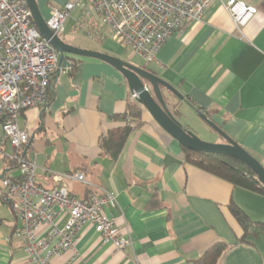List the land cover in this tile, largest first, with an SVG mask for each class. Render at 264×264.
<instances>
[{"label":"crops","instance_id":"obj_1","mask_svg":"<svg viewBox=\"0 0 264 264\" xmlns=\"http://www.w3.org/2000/svg\"><path fill=\"white\" fill-rule=\"evenodd\" d=\"M35 1L46 21L51 7L72 0ZM228 1L215 0L199 24H186L172 34L149 64L111 36L84 35L95 46L79 41L73 47L114 56L166 81L186 99L180 102L187 111L183 127L202 131L194 122L195 110L209 114L264 167V0H235L257 10L240 29L224 9ZM74 27L71 23L76 33ZM70 60L76 61L74 69H62L51 79L49 103L27 109L18 119L31 141L24 157L35 163L36 182L46 189L63 185L79 199L114 192L116 204L107 213L130 245L117 251L85 226L74 250L53 263L193 264L222 242L228 248L218 264H264V236L238 242L242 230L228 209L233 202L251 221L264 223V197L186 163L180 146L132 100L125 79L110 65L90 58ZM134 104L141 112L138 119L128 115ZM127 127L130 132L113 160L102 141H116ZM208 131V137L216 134ZM6 145H0L2 173L18 178L17 167L3 161L13 152ZM76 174L83 182L71 178ZM55 175L70 178L56 183ZM2 207L0 264H25L13 237L18 224L9 208Z\"/></svg>","mask_w":264,"mask_h":264},{"label":"built area","instance_id":"obj_2","mask_svg":"<svg viewBox=\"0 0 264 264\" xmlns=\"http://www.w3.org/2000/svg\"><path fill=\"white\" fill-rule=\"evenodd\" d=\"M215 0H75L51 7L47 27L57 36L77 9L75 31L89 38L111 37L147 64L172 34L184 25H197ZM237 29L257 13L254 7L229 0L224 5ZM25 0H0V145L8 144V157L16 162L18 178L0 179V204L9 208L18 226L13 237L19 242L25 264H54L53 259L73 251L79 234L91 226L115 250L123 251L130 238L109 217L116 204L114 192H99L86 199L71 195L63 185L46 189L36 182L35 163L21 154L29 134L18 126L20 115L47 105L50 81L62 69L57 52L32 25ZM70 69V68H65ZM136 96L132 95L135 101ZM67 175H55L56 183ZM74 180L83 182L76 174Z\"/></svg>","mask_w":264,"mask_h":264},{"label":"water","instance_id":"obj_3","mask_svg":"<svg viewBox=\"0 0 264 264\" xmlns=\"http://www.w3.org/2000/svg\"><path fill=\"white\" fill-rule=\"evenodd\" d=\"M32 23L40 34L59 56V67L70 68V57L90 58L110 65L125 79L128 90L135 95V102L145 109L154 122L182 148L211 155H224L238 160L248 167L264 185V167L256 158L236 144L226 133L201 111L195 110L196 118L206 127L216 133L224 143L214 144L200 140L192 131L183 127L177 120L178 111H170L165 104L163 91L169 92L176 99L186 102V99L169 83L157 77L145 68L134 66L114 56L91 50L79 49L64 43L46 25L35 0H25ZM28 142L23 157L29 148ZM4 173L0 174L2 179Z\"/></svg>","mask_w":264,"mask_h":264},{"label":"trees","instance_id":"obj_4","mask_svg":"<svg viewBox=\"0 0 264 264\" xmlns=\"http://www.w3.org/2000/svg\"><path fill=\"white\" fill-rule=\"evenodd\" d=\"M32 23V22H31ZM33 25V23H32ZM71 63L69 71L75 67L76 61L69 60ZM51 100V81L48 88L47 104ZM205 114V113H204ZM128 115L133 118H140L141 112L137 105L129 106ZM209 119V114H205ZM208 128V127H207ZM209 129V128H208ZM211 131V129H209ZM130 132L127 127L120 134L116 141L104 139L102 147L108 152L109 156L114 160L120 152L125 138ZM23 147L22 151L24 150ZM184 161L216 178H219L234 187L258 194L264 197V185H262L255 174L244 164L233 158L224 155H211L200 152L186 150L180 146ZM22 154V153H21ZM27 159V157H24ZM6 166L17 167L16 162L3 158ZM95 194V193H93ZM88 198V197H87ZM229 212L236 220L242 230V235L238 242L248 244L249 238H258L264 236V223L251 221L246 214L240 210L233 202L228 206ZM228 246L225 243L218 242L206 250L202 256L193 262V264H218L219 259L226 251Z\"/></svg>","mask_w":264,"mask_h":264},{"label":"rangeland","instance_id":"obj_5","mask_svg":"<svg viewBox=\"0 0 264 264\" xmlns=\"http://www.w3.org/2000/svg\"><path fill=\"white\" fill-rule=\"evenodd\" d=\"M73 1H75V0H72L71 2H73ZM79 17H80V13H79V11L77 9H75L71 13V17L67 21V25H66L67 29H66L65 33L60 35L59 37L62 40H64L66 43L70 44V46L72 45V47L78 45L79 41L85 42L86 44H88L87 45L88 47L89 46L90 47L91 46L94 47L95 46L93 44L94 40L92 42H89L88 40H86L87 38L84 36V34L79 33V32L74 33L73 31H71L73 29V27H72V29L70 28L71 23L75 26V20H78ZM102 33L106 34V35H104V37L105 36L106 37H110L111 36L109 31L105 27L102 28ZM164 97H165L164 98L165 104L168 107V109L170 111L171 110L172 111H174V110L178 111L177 120L181 123V125L183 123H186L184 118H186L185 116L187 115V113H186L187 111H186L185 107L182 104H180L181 101L176 99L174 96H172L171 94H169L167 92L164 95ZM19 120H20V118H19ZM194 122L196 123L197 128L201 127V129H202V131L201 130L198 131L193 125H191L193 130H194V134L200 140H202L204 142H208V143H214V144H220L222 142L220 137L217 136L216 134L212 133V135H213L212 137H210V136L208 137V134L205 135L206 133H204V132H209V131H208L207 127L202 122H200V120L197 119L196 117L194 118ZM1 138H2V133L0 131V140H1ZM6 148L9 149V145L8 144L6 145ZM2 171H3V164H2V161H1V157H0V174L2 173ZM4 209H6V207H2V204H0V216H2V211Z\"/></svg>","mask_w":264,"mask_h":264}]
</instances>
